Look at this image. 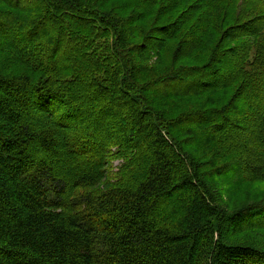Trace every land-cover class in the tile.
<instances>
[{
    "label": "trees",
    "instance_id": "obj_1",
    "mask_svg": "<svg viewBox=\"0 0 264 264\" xmlns=\"http://www.w3.org/2000/svg\"><path fill=\"white\" fill-rule=\"evenodd\" d=\"M0 264H264V0H0Z\"/></svg>",
    "mask_w": 264,
    "mask_h": 264
},
{
    "label": "rangeland",
    "instance_id": "obj_2",
    "mask_svg": "<svg viewBox=\"0 0 264 264\" xmlns=\"http://www.w3.org/2000/svg\"><path fill=\"white\" fill-rule=\"evenodd\" d=\"M123 161L122 160H119L118 158H115L113 161H112V166H113V170L114 171H117V167L120 165V163H122Z\"/></svg>",
    "mask_w": 264,
    "mask_h": 264
}]
</instances>
